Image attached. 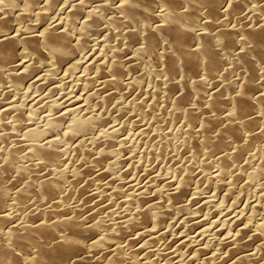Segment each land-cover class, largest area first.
<instances>
[{
  "label": "bare ground",
  "instance_id": "bare-ground-1",
  "mask_svg": "<svg viewBox=\"0 0 264 264\" xmlns=\"http://www.w3.org/2000/svg\"><path fill=\"white\" fill-rule=\"evenodd\" d=\"M56 3L0 0V82L8 80L13 93L51 80L64 69L73 72L81 58L87 69L92 68L95 61L89 62L83 50L92 44L88 36L100 31L102 18L115 28L112 33L119 36L123 49L111 47V54L94 66L99 85L92 88L89 82L91 88L69 97L62 108L57 104L59 109L55 106L42 114L33 98L25 103L26 114L19 101L1 104L0 264H153L138 255L152 242L134 247L132 235L138 239L161 229L179 213L190 215L186 218L191 221V205L201 198L200 189L212 182L225 198L250 188L251 179L246 178L252 166L264 172V0H72L63 11V25L52 15ZM142 54L161 62L151 73L157 86L146 90L145 107L142 99H119L140 81ZM109 107L118 114L131 110L144 117L139 120L143 122L139 140L135 137L137 146L143 147L142 156L134 148L123 160L132 161L140 171L148 161L164 165L166 173L161 176L167 181L154 191V200L148 188L133 189L129 180L121 181L116 174L120 162L116 155L132 145L126 146V138L118 142L119 127H102L105 116H110ZM42 129L52 135L41 142ZM68 143L76 154L71 175L65 179ZM109 175L115 178L102 180ZM93 184L99 185L98 190L89 193ZM106 199L112 203H105ZM245 206L231 217L235 230L219 237L224 254L215 264H264V192L253 199L248 218ZM211 255L209 260L215 252ZM197 256L195 252L190 260Z\"/></svg>",
  "mask_w": 264,
  "mask_h": 264
},
{
  "label": "rangeland",
  "instance_id": "rangeland-1",
  "mask_svg": "<svg viewBox=\"0 0 264 264\" xmlns=\"http://www.w3.org/2000/svg\"><path fill=\"white\" fill-rule=\"evenodd\" d=\"M59 1H61V2H59ZM63 1V2H62ZM72 0H57V5L56 6H54V9L52 10V15L54 14L56 17H51L50 18V20L52 19L53 20V18H56V20L58 21L59 20V24L61 25H63V19L65 18V12H63L64 10H65V7H67V5H69L70 4V2H71ZM64 3V4H63ZM67 3V4H66ZM60 6H61V8H60ZM59 7V8H58ZM59 12H61V14L59 13ZM55 19H54V21L55 22H57ZM63 20V21H62ZM104 20L106 21V18H104ZM103 20V18L100 20V21H102L103 23L101 24H99V22H98V24L100 25L99 26V28H98V30H100V31H94V33H92V34H90L89 36H88V38H90L91 37V42H89V39H88V42H89V44L90 43H92L91 45H89L88 46V44H87V46H86V48H85V50H83V52L85 51V52H87V54H89V62H92V63H94V61H95V63H94V66H96V62H99V61H101L100 60V58H102V57H104V56H109L110 54H111V52L109 51V49L110 50H112L113 48H118V49H120V50H122L123 49V46L121 45H119V36H117L115 33L113 34L112 32V30H114V32H116L115 31V28L114 29H112L113 27L110 25V24H108L107 25V21L105 22ZM103 25V27H101ZM107 25V26H106ZM106 29V30H103V29ZM102 30H103V32H102ZM106 34H105V33ZM107 33H110V35H108L107 36ZM111 33H112V35H111ZM78 34V32H73L72 33V38L75 40V37H76V39L78 38L77 35ZM95 35V36H94ZM100 35V36H99ZM103 35V36H102ZM93 36V37H92ZM109 36H111V39H110V37ZM98 37V38H97ZM115 37V38H114ZM101 38H105V39H101ZM109 38V39H108ZM93 40V41H92ZM108 40V41H107ZM110 41V42H109ZM102 43V44H101ZM97 46V47H96ZM105 48H104V47ZM99 47V48H98ZM111 47H113V48H111ZM120 47V48H119ZM88 48V49H87ZM107 48V50H105L106 52H108V54L105 52V51H103L104 49H106ZM89 50V52L87 51V50ZM97 52V53H96ZM103 52H105V53H103ZM110 52V53H109ZM105 54V55H104ZM80 55V54H79ZM93 55V56H92ZM102 55V56H101ZM99 56H101V57H99ZM80 64L77 66V67H79V68H74V70H73V72H72V70L71 69H64V70H62V71H60V72H63V73H59V74H57L56 76H54V78L52 79L51 78V80L49 81V80H41V81H39V85L38 84H34V86H30L29 87V89H25V90H23V91H20V92H18V93H13V91L11 90L12 89V87H10V85H8V84H10L9 83V81L8 80H6V81H4V82H0V106H2L3 104H8V103H12V101H16V102H18L19 101V103H23L24 105H25V103H27V105L29 104V101L30 100H34V99H36V102H37V104L39 105V107L41 108V112H42V114H48L49 112H50V110L52 109V108H54L55 106H57V104H58V106L60 105V107L62 108V107H64L66 104H67V99L69 98V97H71V96H80L81 95V93H82V91L84 92V91H86L88 88H91V86H87V84L90 82V84H88V85H92V88H95L96 86H93V85H99V80L97 79V78H95L94 77V74L93 73H95L96 72V68L94 67H92V68H86L85 66V61H84V59L83 58H81L80 59ZM139 68H138V70L139 71H137V74H139V76H140V81L139 82H137V86L135 85L134 87H132L131 89H128V91L130 90V91H132V92H130L131 94L129 95V92L126 90L124 93L126 94L127 92V96L125 95V94H122V95H120L119 97V99H122V100H125V102L127 101L128 102V100L129 101H135V102H138V100H141V102H143V103H141V105H143L144 107L145 106H147L148 104H149V98H148V93H147V91L149 92V90H152V89H154L156 86H157V82L155 81V79H154V77L152 76V71H154V70H158V68H160L161 67V62H160V58L159 57H152V56H150V55H148V54H142V56L140 57V60H139ZM84 65V66H83ZM84 67V68H83ZM141 67V68H140ZM76 69V70H75ZM67 73H66V72ZM86 71V72H85ZM90 71V72H89ZM65 72V73H64ZM140 72V73H139ZM144 72V73H143ZM42 74H44L45 73V71H42L41 72ZM67 77H66V76ZM91 75V76H90ZM96 75V74H95ZM143 75L145 76V77H143ZM94 78H93V77ZM143 78H142V77ZM56 77V78H55ZM66 78V79H65ZM87 79V80H86ZM92 81H91V80ZM93 79H95V80H93ZM58 80V81H57ZM69 80V81H68ZM83 80V81H82ZM97 80V81H96ZM143 82H142V81ZM66 81H68V82H66ZM88 81V82H87ZM145 81V82H144ZM53 84H52V83ZM73 82H75V83H73ZM85 82V83H84ZM93 82V83H92ZM154 82H155V84H154ZM2 83V84H1ZM63 83V84H62ZM73 83V84H72ZM95 83V84H94ZM47 84V86H45ZM3 85V86H2ZM38 85V86H37ZM42 85V86H41ZM45 87H44V86ZM65 85H67L66 87H65ZM42 87V89H41V87ZM58 86H60V89H59V87ZM148 86H150L149 88H148ZM51 87V88H50ZM71 89H70V88ZM154 87V88H153ZM50 88V89H49ZM56 88V89H55ZM145 88V89H144ZM31 89V90H30ZM54 91H56V92H53V90ZM70 89V90H69ZM81 89V90H80ZM135 89V90H134ZM11 90V91H10ZM29 90V91H28ZM63 90V91H62ZM147 90V91H146ZM3 91V92H2ZM53 93H52V92ZM65 91V92H64ZM68 93H67V92ZM76 91V92H75ZM2 92V93H1ZM10 92H12V94L10 93ZM29 92V93H28ZM72 92V93H71ZM48 93V94H47ZM31 94V95H30ZM46 94V95H45ZM66 94V95H65ZM73 94V95H72ZM74 94H76V95H74ZM17 97H16V96ZM19 95V96H18ZM61 95V96H60ZM133 95V96H132ZM3 96V97H2ZM22 96V97H21ZM147 96V97H146ZM38 97V98H37ZM133 97V98H132ZM148 98V99H146V98ZM3 98H5V99H3ZM16 98V99H15ZM18 98V99H17ZM25 98V102L22 100V99H24ZM34 98V99H33ZM132 98V99H131ZM136 98V99H135ZM15 99V100H14ZM27 99V100H26ZM2 100H4V102L2 101ZM22 100V101H21ZM48 100V101H47ZM56 100V101H55ZM137 100V101H136ZM8 101V102H7ZM10 101V102H9ZM27 101V102H26ZM54 101V102H53ZM48 102V103H47ZM51 102L53 103V104H51ZM144 102H147L146 104L144 103ZM3 103V104H2ZM2 104V105H1ZM27 105H25V111L27 112H25L26 114H28L29 113V106H27ZM52 105V106H51ZM27 106V107H26ZM56 107L57 109H59V107ZM108 107V106H107ZM27 108V109H26ZM108 109H110V111L108 110ZM107 111H106V115H110V116H105L106 117V119H108V118H110V120L108 119V120H104V121H102L101 123H103V124H101L102 125V127L103 128H108V127H113V126H116L117 128L119 127L120 129H122V130H120V132H118V135H117V139H120V141L118 140V142H120V143H124V139L126 140L125 141V143H126V146L128 145V147H129V145L131 146H134V143L133 142H135V146L134 147H129L130 149H128V150H126V151H128V152H125V151H123L122 153L120 152L119 153V155L117 154L116 155V158L118 157V159L120 160V162L118 163V166H119V169H116V168H118V166L116 165V168H115V170H116V174L117 175H119V178H120V180L121 181H128L129 180V185L131 186H133V187H131V188H133V189H137V187L138 188H142V189H145V188H148V191L150 192V194H151V198H153V200L155 199V196H156V192H154L155 190H158V189H160L161 188V186L163 185V184H165L166 182L165 181H167V179H165V178H167L165 175L164 176H161L163 173H166L165 171H164V165L162 166H158V165H155V163H153V161H148L147 159V165H146V167L145 168H143V169H141V171L140 170H138V169H134L133 167H132V164H131V162L132 161H130V164H129V162H127V160L126 159H128V157H130V153H133V152H135V153H137V156H142V153L141 152H143L142 150H143V147H139V146H137V142H138V140H139V138H140V129H141V125L143 124V122H140V121H143V119H144V117L141 115H138V114H134L135 113V111L133 112V111H131V110H128V114L126 113L125 115L124 114H118L117 112H115V111H112V109L109 107V108H107L106 109ZM47 111H49V112H47ZM44 112V113H43ZM105 113V112H104ZM117 113V114H116ZM137 113V112H136ZM11 113H8V115H7V118L10 120V118H12V114L10 115ZM120 117V118H118V116ZM10 116V117H9ZM115 117V118H114ZM117 118V119H116ZM143 118V119H142ZM128 119H130V122L129 121H127ZM138 119V120H137ZM12 120H13V118L10 120V122H12ZM140 120V121H139ZM126 121H127V123H126ZM124 122V123H123ZM136 122V123H135ZM110 123V124H109ZM126 123V124H125ZM139 123H141V124H139ZM107 125V126H106ZM111 125V126H110ZM129 125V126H128ZM138 125H139V127H138ZM121 126H123L124 127V129L123 128H121ZM134 126V127H133ZM127 128V129H126ZM136 129V130H135ZM139 130V131H138ZM137 132H139V133H137ZM123 133V134H122ZM130 133H132V134H130ZM52 135V133H49L47 130H45V129H42L41 131H40V134H39V136H38V140L39 141H44V140H47V139H49V136H51ZM134 136V137H133ZM132 137V138H131ZM138 139V140H136V138ZM122 139V140H121ZM130 139V140H129ZM130 142H129V141ZM123 141V142H122ZM127 141L129 142V143H127ZM1 145V144H0ZM71 146H72V144L70 143H68V144H66V146L64 145V147L66 148V151H65V154H64V158L66 159V161L64 162V167H66L65 169H63V172H64V178L65 179H69V174L71 175V171H72V168H73V166H72V164H74L73 162L75 161L74 159H75V154H76V152L75 151H73V149L71 148ZM134 148H135V151H134ZM140 148V149H139ZM133 151H132V150ZM130 150V151H129ZM1 151V150H0ZM130 152V153H129ZM122 154V155H121ZM124 154V155H123ZM127 154V155H126ZM70 156H72V157H70ZM122 156V157H121ZM126 156V157H125ZM123 158H126V159H124L123 160ZM68 160H69V162H68ZM72 160H74V161H72ZM126 161L125 163L124 162H122V161ZM72 162V163H71ZM152 162V163H151ZM68 163V164H67ZM120 163H121V165H120ZM123 163V164H122ZM150 163H151V165H150ZM124 164H126V165H124ZM128 164V165H127ZM154 165H155V168H153L154 167ZM149 166H151V167H149ZM255 166V165H254ZM254 166H252L250 169H249V171L253 174H251L250 172H248V175H247V178H246V180L249 182V180H250V182H249V184H248V187H250V188H247V187H245V188H241V190L242 191H240L239 190V192H237L236 194H234V195H232V196H229V197H221V196H224L223 194H224V192L221 190V188H219L217 185H214L215 183L214 182H212V183H210L209 184V186L208 187H204V188H201L200 189V194H201V192L202 191H204L203 192V194H202V196H201V200L200 199H198V202H194L193 204H195V205H191V207H192V214H191V216L193 217V219L190 221L188 218H186V217H189L188 215H184V214H177V215H174V216H172L170 219H169V222H168V224H166L167 225V227H166V225L165 226H163V228H161V229H157V230H155V229H153V231L152 230H150V231H148V233H146V235L145 234H143V235H140L139 236V238L137 239L136 237H138L137 235H135L134 234V236L132 235L131 236V239L133 238V240H134V242L132 243L133 244V246L134 247H137V245L139 246V245H141L143 242L145 243V242H148V240H149V242H152V243H150V244H145V248H142V249H139L138 250V255L139 256H141V257H147V259H151V261H152V263L154 262V263H156V264H161V263H163V264H165V262H166V264H185V263H187V264H198L199 262H200V264L202 263V264H205L204 263V261L205 262H207V264H213L214 262L216 263V261L218 260L219 261V259H220V257L221 256H223V250H222V247H220L219 246V244L221 243L220 241L221 240H219V237H220V239H222L223 238V236H226L225 234H229V233H232L234 230H235V228H236V226H234L235 224L233 223L234 221H232L231 219H233L236 215H237V213L241 210V208L246 204L247 206H245V210H244V217L246 218H248V216H249V214L248 213H250L249 211H251L250 209H251V205H252V202H253V199H255V197H257V196H259L261 193H263L264 192V172L263 171H261V169L260 168H258L257 166V168L256 167H254ZM63 167V168H64ZM72 167V168H71ZM157 167L159 168V169H161V170H156L157 169ZM123 168V169H122ZM128 168H130L129 170L131 171V172H129L130 174H128V172H123V171H125V170H127ZM135 170H133V169ZM149 168V169H148ZM255 168V169H254ZM121 169V170H120ZM125 169V170H124ZM152 169H154V170H152ZM142 170H143V172H142ZM155 170H156V173H155ZM255 170V171H254ZM260 172H259V171ZM147 171V172H146ZM150 171V172H149ZM151 172H153L152 174H151ZM158 172V173H157ZM163 172V173H162ZM124 173V174H123ZM146 173H148V174H146ZM263 173V174H262ZM115 174V173H114ZM115 174V175H116ZM141 174V175H140ZM146 174V175H145ZM154 177V175H155V177H154V179L152 178V176ZM154 174V175H153ZM251 175V178H250V175ZM67 175V176H66ZM116 175V176H117ZM125 175H126V177H125ZM148 175V176H147ZM124 176V177H123ZM144 176H145V178H144ZM160 176V177H159ZM115 178V176H111V175H109L108 177H106V176H104V177H101L102 178V180L103 181H107V180H111V179H114ZM141 177V178H140ZM109 178V179H108ZM134 178V179H133ZM160 178H161V182H163V183H161L159 180H160ZM164 179V180H163ZM142 180V181H141ZM155 180H158V181H156L155 182ZM251 181H252V183H251ZM158 182H160V183H158ZM165 182V183H164ZM145 183V184H144ZM151 183H153V184H151ZM259 183V184H258ZM263 183V184H262ZM250 184H251V186H250ZM153 185V186H152ZM155 185V186H154ZM135 186H136V188H135ZM148 186V187H147ZM158 186H160V187H158ZM252 186H254V187H252ZM91 187V188H90ZM89 187V193H92L94 190V192L93 193H95V192H97V190H98V187H99V185L97 184V187H96V185L95 184H93L92 186H90ZM256 187V188H255ZM262 188V189H260V188ZM93 188V189H92ZM125 188H129L128 186L126 187L125 186ZM212 188V189H211ZM255 189V190H249V189ZM257 188H259V189H257ZM205 189H206V191H205ZM219 189V190H218ZM244 189H245V191H244ZM259 191H257V190ZM129 190V189H128ZM222 192H221V191ZM247 190V191H246ZM263 190V191H262ZM92 191V192H91ZM130 191V190H129ZM252 191H254V193L252 192ZM221 192V193H220ZM242 192V194H239V193H241ZM246 192V193H245ZM250 192H252V193H250ZM205 193V194H204ZM218 193V194H217ZM250 193V194H249ZM255 193H256V195H255ZM211 194H212V196H211ZM96 195V194H95ZM95 195H93V196H95ZM252 198H250L249 196ZM76 196V195H75ZM207 196V197H206ZM209 196H211V197H209ZM247 196V197H246ZM254 196V197H253ZM238 198V200H237V198ZM243 197V198H242ZM246 197V198H245ZM202 198H206V199H202ZM209 198L210 199H213V200H209ZM227 199V200H226ZM242 199V200H241ZM244 199H245V201H244ZM252 200L251 202H250V200ZM93 200H98V196L96 197H94L93 198ZM108 199H106V201H104L105 203H107L108 201H107ZM248 200V201H247ZM110 202H108V203H112L111 202V200H109ZM236 201H239V202H236ZM203 202H204V204H206V206L203 204ZM211 202V203H210ZM243 202V203H242ZM247 202V203H246ZM238 203V204H237ZM249 203H250V206H249ZM226 204V205H225ZM232 204V205H231ZM110 205V207H114V205H112V204H109ZM112 205V206H111ZM234 205V206H233ZM230 206H231V208H230ZM110 207L108 208L109 210H110ZM248 207H249V209H248ZM247 208V209H246ZM194 211V212H193ZM235 211V212H234ZM246 211V212H245ZM193 213H194V216H193ZM206 213V214H205ZM222 213V214H221ZM211 214V215H210ZM248 216H247V215ZM182 215H184V216H182ZM231 215H233V216H231ZM235 215V216H234ZM230 216V217H229ZM191 217V218H192ZM196 217V218H195ZM211 217V218H210ZM231 217H233V218H231ZM207 218V219H206ZM228 218H229V221H228ZM172 219H174V220H172ZM185 219V220H184ZM187 219V220H186ZM217 219V220H216ZM189 220V221H188ZM200 220V221H199ZM183 221V222H182ZM187 223H186V222ZM203 223H202V222ZM205 221V222H204ZM174 222V223H173ZM196 224H195V223ZM199 223V224H198ZM203 225H201V224ZM228 223V224H227ZM186 224V225H185ZM198 224V225H197ZM206 224V225H205ZM169 225V226H168ZM182 225H184V226H182ZM197 225V226H196ZM208 225V226H207ZM174 226V227H173ZM205 226V227H204ZM224 226V227H223ZM229 226V227H228ZM173 227V228H172ZM184 227V228H183ZM194 227H196V228H194ZM199 227V228H198ZM167 228V229H166ZM203 228H205V229H207V230H204ZM233 228V229H232ZM194 229V230H193ZM198 229H199V231H198ZM216 229V230H215ZM220 229V231H218ZM221 229H222V233H221ZM231 229H232V231H231ZM214 230V231H213ZM226 230V231H225ZM159 231H160V233H159ZM166 231V232H165ZM203 231V232H202ZM207 231V232H206ZM230 231V232H229ZM184 232H186L184 235H183V233ZM187 232H189V233H187ZM227 232H229V233H227ZM196 233H197V235H196ZM200 233V234H199ZM201 233H204V234H201ZM207 233V234H206ZM211 233V234H210ZM188 234H190V235H187ZM153 235V236H152ZM181 235V236H180ZM205 235V236H204ZM219 235V236H218ZM144 236H146V237H144ZM156 236V237H155ZM180 236V237H179ZM185 236V237H184ZM198 236H200V237H198ZM134 237H135V239H134ZM144 237V239H142ZM166 237V238H165ZM181 237H183V238H181ZM218 237V238H217ZM184 238H186V239H184ZM216 238H217V240L218 241H216ZM151 239H152V241H151ZM162 239V240H161ZM169 239V240H168ZM181 239V240H180ZM190 239V240H189ZM212 239V240H211ZM140 241V243H138ZM159 241V242H158ZM168 241V242H167ZM185 241H186V243L187 244H185ZM174 242V243H173ZM178 242H180V243H178ZM183 244H182V243ZM198 242V243H197ZM209 242V243H208ZM135 243V244H134ZM164 243V244H163ZM169 243V244H168ZM219 243V244H218ZM170 244H171V246L173 245V247H171L170 246ZM121 245H123V246H125L123 249H126V242H123ZM164 245V246H163ZM176 245V246H175ZM148 246V247H147ZM199 247L198 249L196 248V247ZM218 246V247H217ZM160 247H161V249H160ZM202 247L204 248V250L202 249ZM220 247V248H219ZM158 248V249H157ZM192 248V249H191ZM201 248V249H200ZM251 248V247H250ZM153 251H152V250ZM181 251H180V250ZM189 249V250H188ZM207 249V250H206ZM221 250V252L219 251V250ZM160 250V251H159ZM186 250V251H185ZM194 250H195V252L197 253V257L199 258H196L194 261L193 260H190V257H193V254H195V252H194ZM196 250H198V251H196ZM143 251V252H142ZM150 251V252H149ZM162 251H163V253H162ZM177 251V252H176ZM191 251V252H190ZM193 251V252H192ZM217 251V252H216ZM145 252V253H144ZM151 252H153L152 254H151ZM172 253V255H171V253ZM175 252H176V254H175ZM179 252V253H178ZM214 252H215V255H214ZM218 252H220V255H218L219 253ZM141 253H142V255H141ZM148 253H150L151 254V256H149L148 255ZM190 253V254H189ZM217 253V254H216ZM154 254V255H153ZM166 254V255H165ZM175 254V255H174ZM184 254V255H183ZM200 254V255H199ZM211 254H213L214 255V257L215 258H213V259H211V260H209V258L212 256ZM177 255V256H176ZM192 255V256H191ZM202 255V256H201ZM207 255H211V256H207ZM187 256V257H186ZM196 256V255H195ZM202 258H200V257ZM165 257V258H164ZM206 258V260H204L205 258ZM173 258V259H172ZM180 258H182V259H180ZM185 258V259H184ZM171 260V261H169V260ZM180 259V260H179ZM184 259V260H183ZM214 259H215V261H214ZM161 260V261H160ZM178 260V261H177ZM201 260V261H200ZM169 261V262H168ZM209 261H212L211 263L209 262ZM182 262V263H181ZM153 263V264H154ZM214 263V264H215Z\"/></svg>",
  "mask_w": 264,
  "mask_h": 264
}]
</instances>
